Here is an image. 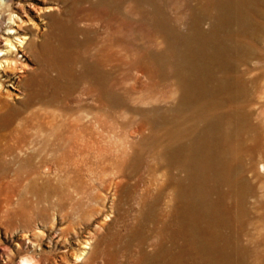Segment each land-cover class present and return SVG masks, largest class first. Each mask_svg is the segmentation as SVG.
<instances>
[{
  "label": "rangeland",
  "instance_id": "obj_1",
  "mask_svg": "<svg viewBox=\"0 0 264 264\" xmlns=\"http://www.w3.org/2000/svg\"><path fill=\"white\" fill-rule=\"evenodd\" d=\"M6 3L0 264H264V0Z\"/></svg>",
  "mask_w": 264,
  "mask_h": 264
},
{
  "label": "bare ground",
  "instance_id": "obj_2",
  "mask_svg": "<svg viewBox=\"0 0 264 264\" xmlns=\"http://www.w3.org/2000/svg\"><path fill=\"white\" fill-rule=\"evenodd\" d=\"M7 0H4V3H3V5H0V8H4V6L5 7H7ZM2 13V12H1ZM3 18V14H1L0 15V19H2ZM13 28H10V32H8L7 33V36L10 34V33H14L15 31H13L12 30ZM6 41H7V39H5ZM5 46H7V44H5ZM29 46H31V40H30V37H28V36H24V37H22V39H20V40H18V42H17V46H15L14 44H12L11 45V47H9L7 50H4V51H1L0 50V53H3L2 55H0V58H4L3 56H8V55H10L11 54V52L12 51H14V50H19V49H23V50H26V49H28L29 48ZM9 65L8 64H6V66H4V67H8ZM5 69V68H4ZM7 69V68H6ZM11 69V68H10ZM21 80H19V82H18V84H17V86L18 87H22L24 84H25V82H22ZM259 93V92H258ZM23 128V127H22ZM27 131V130H26ZM19 132V131H18ZM106 133V132H105ZM23 135V134H22ZM18 136V135H17ZM63 137V136H62ZM46 142V141H45ZM25 143V142H24ZM100 144V143H99ZM27 146V145H26ZM101 146V145H100ZM45 147V146H44ZM58 147V146H57ZM45 149V148H44ZM187 149V148H186ZM65 151V150H64ZM47 152V151H46ZM28 153V152H27ZM54 153V152H53ZM41 156V155H40ZM50 156V155H49ZM49 156H48V158H49ZM262 163V162H261ZM263 166H264V164H263ZM30 168V167H29ZM259 169H262V167L260 166L259 167ZM263 172V171H262ZM36 175V174H35ZM38 176V175H37ZM35 178V177H34ZM26 182V181H25ZM28 184V183H27ZM27 187V186H26ZM29 188V187H28ZM60 233H62V230H60ZM59 233V234H60ZM63 259V258H62ZM22 264H30L27 260H23L22 261ZM68 264V263H67Z\"/></svg>",
  "mask_w": 264,
  "mask_h": 264
},
{
  "label": "clouds",
  "instance_id": "obj_3",
  "mask_svg": "<svg viewBox=\"0 0 264 264\" xmlns=\"http://www.w3.org/2000/svg\"><path fill=\"white\" fill-rule=\"evenodd\" d=\"M3 3H4V0H0V5H3ZM5 43H7L9 47H11V43L10 42L6 41ZM2 54L3 53H0V55H2ZM4 63L6 64V63H8V61H4Z\"/></svg>",
  "mask_w": 264,
  "mask_h": 264
}]
</instances>
